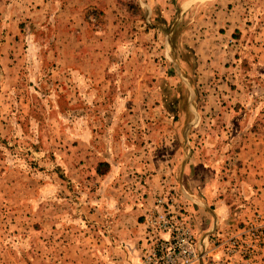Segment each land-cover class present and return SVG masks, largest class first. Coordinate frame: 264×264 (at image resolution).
I'll use <instances>...</instances> for the list:
<instances>
[{
	"label": "rangeland",
	"instance_id": "1",
	"mask_svg": "<svg viewBox=\"0 0 264 264\" xmlns=\"http://www.w3.org/2000/svg\"><path fill=\"white\" fill-rule=\"evenodd\" d=\"M245 1L247 14L264 15V0ZM255 17L210 56L197 50L196 9L157 7L149 18L136 0H0V264L100 262L107 225L123 210L131 223L151 165L181 145L196 161L217 160L229 202L252 209L218 264L263 256L264 246L232 255L228 244L264 214L243 198L250 169L233 166L264 134V17ZM171 186L162 192L177 202Z\"/></svg>",
	"mask_w": 264,
	"mask_h": 264
},
{
	"label": "crops",
	"instance_id": "2",
	"mask_svg": "<svg viewBox=\"0 0 264 264\" xmlns=\"http://www.w3.org/2000/svg\"><path fill=\"white\" fill-rule=\"evenodd\" d=\"M136 2L148 11L149 18L153 17L154 8L157 7L179 8L183 16L187 13L192 14L195 9L198 10L200 28L195 41L198 44L197 50L199 54L210 56L224 53L231 43V34L238 28L243 32L241 25L247 22V17L256 16L252 12L246 13L245 0H136ZM95 4L102 6V3L99 5L95 2ZM103 10L106 14L107 6ZM106 17L109 18V16ZM263 17L264 15L255 18ZM238 23H240L239 27ZM221 27L226 32H222ZM244 31L247 32V28ZM231 115L237 116L238 113ZM250 144L247 146L245 144L239 156L235 157L236 162L233 166L236 169L239 166L246 171L250 169V178L247 181H241V185L244 186L242 190L245 197L243 198L257 201L256 203H260L259 206L262 207L264 205V134L256 144L253 142ZM206 147L202 146V149ZM211 151L214 150L211 149ZM165 152L163 157L168 156V159L151 165V168L154 166L155 173L146 177L149 186L147 203L133 212L131 223H127L128 215L126 213L124 215L123 210L118 213L113 224L107 225L110 240L103 242L101 261L94 264H137L140 261L145 235L144 215L153 205L157 194L163 191V185L169 190L173 186L168 187V185L176 183L178 206L181 203L182 208L193 219L197 245L201 254V258L193 264L221 263L224 259L221 254L224 252L225 239L237 234L240 230L238 223L252 215V209L247 203L241 202L239 205L246 208L239 206L235 208L229 202L232 187L228 186L232 184V181L228 183L225 180L221 174V164L213 157L203 154L196 161L195 157L190 155L193 151L188 145L177 146V149L172 147ZM155 165L164 170H157ZM251 264H264V255L254 259Z\"/></svg>",
	"mask_w": 264,
	"mask_h": 264
},
{
	"label": "built area",
	"instance_id": "3",
	"mask_svg": "<svg viewBox=\"0 0 264 264\" xmlns=\"http://www.w3.org/2000/svg\"><path fill=\"white\" fill-rule=\"evenodd\" d=\"M255 216L251 228L228 243L235 248L231 245L232 255H251L264 246V214ZM144 223L142 256L138 264H193L201 258L193 219L178 208L172 192L157 194L154 205L144 215ZM247 234L250 235L248 241L244 240Z\"/></svg>",
	"mask_w": 264,
	"mask_h": 264
},
{
	"label": "trees",
	"instance_id": "4",
	"mask_svg": "<svg viewBox=\"0 0 264 264\" xmlns=\"http://www.w3.org/2000/svg\"><path fill=\"white\" fill-rule=\"evenodd\" d=\"M100 172H102V173H103L104 171H100Z\"/></svg>",
	"mask_w": 264,
	"mask_h": 264
},
{
	"label": "bare ground",
	"instance_id": "5",
	"mask_svg": "<svg viewBox=\"0 0 264 264\" xmlns=\"http://www.w3.org/2000/svg\"><path fill=\"white\" fill-rule=\"evenodd\" d=\"M154 205V204H153Z\"/></svg>",
	"mask_w": 264,
	"mask_h": 264
}]
</instances>
